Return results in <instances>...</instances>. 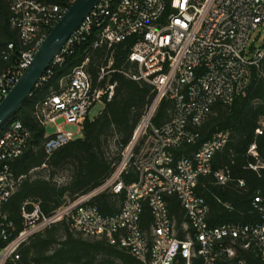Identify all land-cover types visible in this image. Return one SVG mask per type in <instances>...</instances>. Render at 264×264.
I'll list each match as a JSON object with an SVG mask.
<instances>
[{
    "label": "built area",
    "instance_id": "1",
    "mask_svg": "<svg viewBox=\"0 0 264 264\" xmlns=\"http://www.w3.org/2000/svg\"><path fill=\"white\" fill-rule=\"evenodd\" d=\"M76 0H12L11 24L18 31L20 56L0 72V104L31 64L53 26ZM264 25V0H101L69 38L46 70L38 86L48 82L57 69L89 45L80 65L73 67L37 106L35 117L45 130L48 156L76 140L96 103L113 100L116 83L113 48L130 42L129 60L138 65L127 77L145 81L156 97L145 111L115 173L99 189L45 215L39 204L22 207L21 227L6 207L21 178L11 162L23 155L32 132L15 120L0 131V264L18 262L21 249L32 237L61 221L85 237L106 239L143 264H264V186L251 197L247 222L210 225L209 207L199 193L202 178L213 173L214 156L229 141L217 132L200 143L192 156L176 158L185 145L200 142L199 129L217 104L230 106L245 96L254 71L264 61V48L252 49V34ZM106 47L111 55L98 65L96 81L88 71L94 51ZM15 49L9 44V53ZM164 99L173 102L171 118L154 122ZM257 136H264V120ZM75 126L77 132L66 131ZM55 129L48 134L47 127ZM254 161L248 168L260 174L264 157L256 142L248 150ZM132 166L138 175L126 185L123 174ZM215 184L232 179L228 171L213 174ZM240 188L245 187L241 179ZM110 190L126 192L120 211L104 215L90 203L97 194ZM175 196L186 221L177 228L168 197ZM31 206V208H28ZM151 212L150 231L142 227L145 209ZM227 208H231L227 206ZM179 232L185 238L179 237Z\"/></svg>",
    "mask_w": 264,
    "mask_h": 264
},
{
    "label": "trees",
    "instance_id": "2",
    "mask_svg": "<svg viewBox=\"0 0 264 264\" xmlns=\"http://www.w3.org/2000/svg\"><path fill=\"white\" fill-rule=\"evenodd\" d=\"M12 0H0V72L11 68L20 56L18 31L12 27ZM9 44L15 49L8 54ZM89 44L77 48L76 55L57 69L54 76L42 86H37L3 129L15 120L22 121L32 132V138L23 155L11 162V168L21 178L16 192L6 207L10 218L19 228L22 221V207L25 204H39L41 211L50 216L61 207L89 195L103 186L112 177L123 160V154L145 113L156 97L155 88L145 81H136L126 74L137 73L138 65L129 60L130 42L113 48L114 69L112 82L116 83L112 101L105 104L103 111L93 119L83 123V137L69 142L48 156L44 149L45 130L35 117L39 103L52 91L59 89L60 79L81 64L83 52ZM111 55L106 47L93 52L88 71L94 81L98 77L97 66ZM173 102L164 99L155 115L156 124L168 121L172 116ZM264 118V61L260 69L254 71L253 81L245 96L237 98L230 106L215 105L211 114L199 129L201 140L196 145H185L175 152L176 158L192 156L200 143L209 140L217 132L229 134L227 144L213 159V173L200 180L198 191L205 198L209 211L208 223L212 226L228 222H247L254 191L264 186V170L260 174L248 168L254 159L247 150L253 142L258 145L264 157V136H257L260 119ZM71 167L68 183L54 182L58 170ZM48 172L47 177H32L34 171ZM228 171L231 181L226 185L215 184L214 172ZM138 178L136 170L130 166L123 174L126 185ZM245 182L240 188L237 181ZM126 192L115 194L105 190L94 196L90 203L104 215L120 211ZM171 214L180 230L186 221L185 213L175 196L168 197ZM230 206L231 208H227ZM31 208V206H28ZM151 212L145 209L142 227L150 231ZM180 238L185 235L179 232ZM21 259L8 264H143L135 257L110 244L106 239L85 237L75 232L68 221L54 224L31 238L21 249Z\"/></svg>",
    "mask_w": 264,
    "mask_h": 264
},
{
    "label": "water",
    "instance_id": "3",
    "mask_svg": "<svg viewBox=\"0 0 264 264\" xmlns=\"http://www.w3.org/2000/svg\"><path fill=\"white\" fill-rule=\"evenodd\" d=\"M101 0H76L39 47L29 67L0 104V131L16 115L69 38Z\"/></svg>",
    "mask_w": 264,
    "mask_h": 264
},
{
    "label": "rangeland",
    "instance_id": "4",
    "mask_svg": "<svg viewBox=\"0 0 264 264\" xmlns=\"http://www.w3.org/2000/svg\"><path fill=\"white\" fill-rule=\"evenodd\" d=\"M250 46L252 49L255 50H260L262 48H264V25L260 26L258 30H256L251 38H250V42H249ZM104 104L103 103H96L94 105V107L91 109L90 112V119H93L95 117H97L104 109ZM264 120V118L260 119V122H262ZM65 130L66 131H72V132H77V128L75 126H65ZM46 131L48 134H53L55 132V129L52 127H47ZM83 137V133L82 131H80V133L76 136V139H80ZM125 153V151H124ZM39 175H42L43 177H47L48 172H44L41 170H37L34 171L32 173V177L33 178H37ZM70 176H71V167L70 166H66L64 168H61L60 170H58L54 176V182H57L59 185H64L66 183L69 182L70 180Z\"/></svg>",
    "mask_w": 264,
    "mask_h": 264
}]
</instances>
